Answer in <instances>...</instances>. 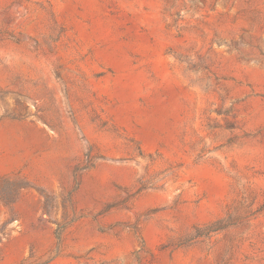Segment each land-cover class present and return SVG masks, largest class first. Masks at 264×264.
<instances>
[{
	"label": "rangeland",
	"instance_id": "1",
	"mask_svg": "<svg viewBox=\"0 0 264 264\" xmlns=\"http://www.w3.org/2000/svg\"><path fill=\"white\" fill-rule=\"evenodd\" d=\"M0 264H264V0H0Z\"/></svg>",
	"mask_w": 264,
	"mask_h": 264
}]
</instances>
